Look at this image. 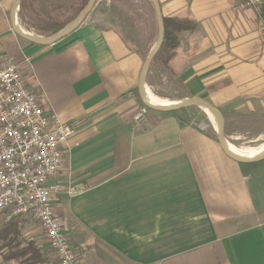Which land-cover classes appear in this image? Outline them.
Segmentation results:
<instances>
[{"label":"crops","instance_id":"obj_1","mask_svg":"<svg viewBox=\"0 0 264 264\" xmlns=\"http://www.w3.org/2000/svg\"><path fill=\"white\" fill-rule=\"evenodd\" d=\"M156 1L162 19L189 23L176 31L168 63L181 100L208 102L224 120V140L239 136L236 126L264 115L259 8ZM14 3L0 0V54L19 66L44 112L75 129L53 180L65 189L50 201L83 264H264V160L232 161L200 123L172 112L148 109L135 122L143 52L98 4L67 36L40 46L13 31ZM141 4L150 30L152 8ZM72 186L84 190L70 196Z\"/></svg>","mask_w":264,"mask_h":264},{"label":"built area","instance_id":"obj_2","mask_svg":"<svg viewBox=\"0 0 264 264\" xmlns=\"http://www.w3.org/2000/svg\"><path fill=\"white\" fill-rule=\"evenodd\" d=\"M239 1L242 8L258 9L262 4V0ZM145 113L140 109L134 121L142 122ZM199 128L205 129L201 124ZM74 131L57 115L44 112L19 66L0 54V218L5 217V223L36 219L57 264H83L50 201L65 189L53 180ZM83 190L66 188L70 196Z\"/></svg>","mask_w":264,"mask_h":264},{"label":"rangeland","instance_id":"obj_3","mask_svg":"<svg viewBox=\"0 0 264 264\" xmlns=\"http://www.w3.org/2000/svg\"><path fill=\"white\" fill-rule=\"evenodd\" d=\"M81 1L25 0V9L21 10L20 6L17 8L19 26L34 36H40L41 38L50 37L53 34L39 30L37 22L39 20H47L48 18H54L63 22L72 16L73 8L79 7ZM99 1L97 0L95 5ZM150 8H152L151 5ZM97 9L110 22L111 26L121 29L127 41L133 43L134 47L143 52L145 60L157 39V24L153 17V8L150 13V30L148 29L149 25H147L149 24V17H146L145 7L141 4V0H102L98 4ZM146 76L148 90L158 99L176 102L181 101L183 98L181 88L173 80V74H171L169 69L166 70L161 62L152 65L150 72ZM143 108L147 112L148 109L144 105H141L139 109ZM172 114L179 118L182 123H200L204 126V130L207 133L212 135L214 139H217L214 125L210 122L203 109L188 107L172 112ZM236 127L240 135L227 138L228 142L236 148L251 149L264 144V136H257L258 133L264 132V115L260 118H253L250 124ZM5 219V217L0 218V227L6 224ZM15 220L18 223V236L15 241L9 244L0 240V264H29L25 259L26 257L8 260L12 254L17 253L22 248H27L28 244H33V247L35 246L42 251V255L45 258L44 264H57L56 257L45 240L39 222L32 217L25 219L17 218Z\"/></svg>","mask_w":264,"mask_h":264},{"label":"water","instance_id":"obj_4","mask_svg":"<svg viewBox=\"0 0 264 264\" xmlns=\"http://www.w3.org/2000/svg\"><path fill=\"white\" fill-rule=\"evenodd\" d=\"M97 0H88L86 6L82 8L80 13L71 21L69 22L63 29L58 31L57 33L51 35L50 37H40V36H34L26 31H24L22 28H20L18 25H16V14L15 12L17 11V8L19 7V2L20 0H15L14 3V8L13 12L11 13V22H12V28L13 31L15 32L16 35L19 37L29 40L32 43L38 44L40 46H48L51 45L60 39L64 38L67 36L69 33H71L80 23H82V20L89 14L91 9H93L95 3ZM153 6L154 10V15H155V20L157 24V39L155 44L151 47L150 52L146 56L142 68L139 74V79H138V85H137V90H138V95L143 103V105L149 109L157 111V112H174L181 110L183 108H188V107H197L203 110H206L207 113H209L212 118L214 119L217 129H215L216 135H217V141L224 152V154L231 159L234 162L240 163V164H250V163H256L264 160V152L258 154L257 156L253 158H243L241 156H238L231 152L227 146V141L224 140V120L222 116L220 115L219 111L211 106L208 102L198 99V98H186L181 101H176L171 105H154L149 103L146 99V93L148 90V87L146 85V75L148 73V69L150 67V64L159 51L163 39H164V27H163V19L160 14V9L158 6V3L156 0H150Z\"/></svg>","mask_w":264,"mask_h":264},{"label":"trees","instance_id":"obj_5","mask_svg":"<svg viewBox=\"0 0 264 264\" xmlns=\"http://www.w3.org/2000/svg\"><path fill=\"white\" fill-rule=\"evenodd\" d=\"M88 0H82L80 2L79 7L73 8V14L67 20L61 22L54 18H48L47 20H39L37 22V28L44 32H49L50 34H55L61 29H63L69 22H71L84 8L87 4ZM149 3L152 6L151 1ZM25 0H21L20 2V9H25ZM259 16L264 22V0H262V4L259 8ZM189 23H181L179 20L176 19H163V27H164V39L163 43L153 58L150 67L148 69V73L151 70L152 65L157 62H161L163 67L167 70L169 61L175 56V50L179 45V39L175 35L176 31L180 30L183 27H187ZM190 27V26H189ZM147 73V75H148ZM147 77V76H146ZM147 79V78H146ZM19 229L18 223L16 220H12L7 222L5 225L0 227V240L4 241L6 244L15 241L16 237L18 236ZM25 258L27 263L29 264H44L45 258L42 255V251L39 250L37 247H33V244H28L27 248H22L15 254L9 256L8 260L13 258Z\"/></svg>","mask_w":264,"mask_h":264},{"label":"bare ground","instance_id":"obj_6","mask_svg":"<svg viewBox=\"0 0 264 264\" xmlns=\"http://www.w3.org/2000/svg\"><path fill=\"white\" fill-rule=\"evenodd\" d=\"M146 99L149 103H151V104L154 103V105H171L174 103V102H169L166 100L158 99L149 90H147ZM204 113L207 115L210 122L214 125V129H217L216 123H215L214 119L212 118V116L209 113H207L206 110H204ZM227 146L231 152H233L234 154L241 156L243 158H253V157L257 156L258 154L264 152V144L260 145L257 148H251V149L250 148L238 149L229 142H227Z\"/></svg>","mask_w":264,"mask_h":264}]
</instances>
